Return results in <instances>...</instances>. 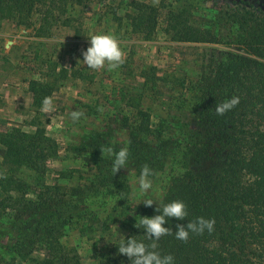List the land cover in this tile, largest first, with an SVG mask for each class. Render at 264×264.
Masks as SVG:
<instances>
[{
  "label": "trees",
  "instance_id": "trees-1",
  "mask_svg": "<svg viewBox=\"0 0 264 264\" xmlns=\"http://www.w3.org/2000/svg\"><path fill=\"white\" fill-rule=\"evenodd\" d=\"M70 2L84 4L82 0H0V18L29 26L34 7L42 6L41 34L54 17L53 10L60 7L63 13ZM134 9L136 14L129 16L134 31L151 37L158 8L136 3ZM70 19L65 26L71 25ZM235 20L242 39L239 45L220 49L219 57L212 56L192 84L199 108L197 133L187 129L180 139L167 136L171 129L165 121L154 127L145 110L121 112L110 119L114 128L87 133L70 146L76 163L86 169L77 171L83 183L66 187L36 182L38 192L35 198H28V185L17 180L16 173L26 168L39 180L46 173L48 157L57 154L56 147L43 128L36 126L35 132L29 133L1 125V165L9 170L0 177V186L7 193L0 200V228L14 223L8 208L18 212L21 221L12 224V234L0 231V264L9 257L24 264H81L79 254L62 244L65 232L104 233L110 223L117 222L127 227L125 239L133 237L150 245L153 241L139 221L158 214L155 209L161 202L172 200L183 201L188 211L184 221L172 218L173 230L177 223L186 224L197 217L215 220L213 232L190 234L186 242L174 235L156 241V250L172 254L175 264H264V17L253 13L236 15ZM169 29L179 42L217 43L210 31L191 26L184 12L170 13ZM31 92L34 103L41 104L50 88L40 89L32 82ZM233 96L239 97V103L217 115L215 106ZM115 132L127 135L125 145L115 141ZM124 146L129 150L127 166L113 174V157L106 149L115 152ZM101 149H105L103 154ZM178 156L183 157V173L168 180L162 199L151 206L143 202L132 205L127 168L133 167L139 176L141 168L148 165L153 178ZM63 175L72 179L74 173ZM119 242L98 250L92 256L96 264H131L118 252Z\"/></svg>",
  "mask_w": 264,
  "mask_h": 264
},
{
  "label": "rangeland",
  "instance_id": "rangeland-1",
  "mask_svg": "<svg viewBox=\"0 0 264 264\" xmlns=\"http://www.w3.org/2000/svg\"><path fill=\"white\" fill-rule=\"evenodd\" d=\"M82 1L85 5L68 3L63 13L60 7L54 9V17L41 34L39 28L44 25L45 12L42 6L34 7L29 26L0 18V127H20L29 133L35 132L36 126L43 128L57 151L55 156L48 157L46 173L39 180L26 168L16 173V179L28 185V198H35L36 182L66 187L83 183L77 171L86 169L76 163L70 146L87 133L114 128L116 125L110 124V119L121 112L145 110L154 127L165 121L171 129L167 136L180 139L187 129L197 133L199 108L192 84L203 74L204 66L219 57L220 49H233L242 40L235 16L244 13L235 11L224 0ZM136 3L158 8L156 29L149 38L135 32L132 26L129 16L136 14ZM172 12H184L191 26L210 31L217 43L177 41L169 29ZM67 18H71L70 26L64 25ZM102 33L115 35L122 49L124 63L115 70H91L82 63L81 53L90 45L89 36ZM32 82H37L40 89L50 88V95L46 96L53 104L50 111L43 110L42 102L34 103ZM75 110L84 114L77 121L71 119ZM114 139L125 145L127 135L115 132ZM1 162L0 158V177L9 170ZM183 162V157L178 156L163 172L150 178L152 188L147 193H139L135 169L127 168L132 205L144 199L157 204L168 180L183 173ZM69 173H74L72 179L64 178L63 174ZM2 189L0 186V200L7 196ZM7 211L14 223L3 225L0 231L12 234V224H18L21 216L10 208ZM126 234L127 227L117 222L110 223L107 232L92 235L67 230L61 242L79 254L81 264H96L92 256ZM1 264L24 263L9 257Z\"/></svg>",
  "mask_w": 264,
  "mask_h": 264
},
{
  "label": "clouds",
  "instance_id": "clouds-1",
  "mask_svg": "<svg viewBox=\"0 0 264 264\" xmlns=\"http://www.w3.org/2000/svg\"><path fill=\"white\" fill-rule=\"evenodd\" d=\"M89 41V47L81 53L83 57L82 63L87 66L86 68L99 70L107 67L108 70H115L124 63L123 52L115 35L107 33L92 34L89 36ZM238 103L239 97L233 96L217 104L215 112L217 115H223L233 109ZM52 107L51 98H44L42 101L43 110L50 111ZM83 115V112L75 110L71 112V119L77 121ZM104 151L105 149H101L102 154ZM106 151L113 157L111 166L113 174L122 168H126L129 160L127 146L121 147L115 152L109 147ZM152 175V170L148 165H144L141 168L136 180L139 193H147L152 188L150 179ZM140 202H143L145 206L153 204L151 199H144ZM155 211L158 214L151 217L143 216L139 221V226L144 229L146 237L153 241L150 245H146L133 237L125 239L121 236L118 252L127 256L131 264H175V258L172 254H161L160 251L156 250V241H159L163 236L174 235L176 240L186 242L190 234H203L205 231L211 233L214 230L215 220L204 217H197L194 220L187 221L186 224L177 223L175 230H173L170 224L172 218L177 221H184L188 216L187 206L181 200L161 202Z\"/></svg>",
  "mask_w": 264,
  "mask_h": 264
},
{
  "label": "flooded vegetation",
  "instance_id": "flooded-vegetation-1",
  "mask_svg": "<svg viewBox=\"0 0 264 264\" xmlns=\"http://www.w3.org/2000/svg\"><path fill=\"white\" fill-rule=\"evenodd\" d=\"M233 6V9L243 15L256 14L264 17V0H224ZM241 16V15H240Z\"/></svg>",
  "mask_w": 264,
  "mask_h": 264
}]
</instances>
